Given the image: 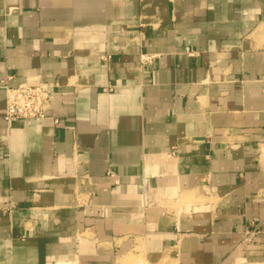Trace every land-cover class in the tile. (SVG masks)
Returning a JSON list of instances; mask_svg holds the SVG:
<instances>
[{"label":"crops","instance_id":"crops-1","mask_svg":"<svg viewBox=\"0 0 264 264\" xmlns=\"http://www.w3.org/2000/svg\"><path fill=\"white\" fill-rule=\"evenodd\" d=\"M0 264H264V0H0Z\"/></svg>","mask_w":264,"mask_h":264},{"label":"built area","instance_id":"built-area-1","mask_svg":"<svg viewBox=\"0 0 264 264\" xmlns=\"http://www.w3.org/2000/svg\"><path fill=\"white\" fill-rule=\"evenodd\" d=\"M6 102L3 119L7 124L16 120L45 119L51 108V93L39 81L26 80L19 86L5 85ZM56 125L58 120L54 121Z\"/></svg>","mask_w":264,"mask_h":264}]
</instances>
